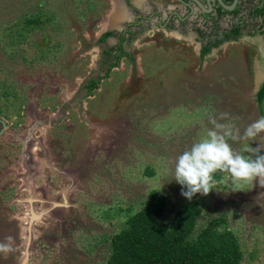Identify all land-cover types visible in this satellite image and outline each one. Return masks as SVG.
I'll use <instances>...</instances> for the list:
<instances>
[{
    "label": "rangeland",
    "instance_id": "1",
    "mask_svg": "<svg viewBox=\"0 0 264 264\" xmlns=\"http://www.w3.org/2000/svg\"><path fill=\"white\" fill-rule=\"evenodd\" d=\"M106 7L105 0H0V118L8 126L0 135V241H14L13 252L0 253V264H20L25 256L30 200L44 218L30 228L26 264H106L110 237L151 191L167 200L165 222L190 201L174 179V163L205 137L211 118L242 134L260 117L261 37L223 44L195 63L190 47H177L197 36L188 25L182 37L174 28L152 47L134 40L136 67L121 61L117 82L108 81L116 78L109 72L101 91L83 98L81 83L102 71L96 38L112 19L104 18ZM114 20L117 27L123 22ZM191 76L207 84L194 92L180 81ZM35 120L47 126L33 132L37 142L25 160L19 141ZM258 141L229 143L248 156L245 148ZM32 157L40 169L29 164ZM219 173L215 188L191 199L202 208L192 237L222 218L239 241L241 264H264V187Z\"/></svg>",
    "mask_w": 264,
    "mask_h": 264
},
{
    "label": "flooded vegetation",
    "instance_id": "2",
    "mask_svg": "<svg viewBox=\"0 0 264 264\" xmlns=\"http://www.w3.org/2000/svg\"><path fill=\"white\" fill-rule=\"evenodd\" d=\"M105 2L107 3V7L103 9V12H106L103 16L104 18L110 16L112 19L108 22L107 28H104L96 38V46L99 54L98 63L100 64H98V68L102 67V65L103 67L101 69L102 71H100L101 73L96 78L92 79L91 77V79H87L81 83L87 93V95L85 93L83 98L92 96L95 90L98 92L101 91L102 82L108 79L109 72H115L116 78L110 76L108 81L114 79L116 81H113V84L117 82L119 80H117V76L120 72L121 61L125 60L128 64H133L132 69L135 68L136 57L133 55L136 52V46L152 47V43L156 44L155 42L160 41L161 38L168 40L167 35L174 28L176 32L178 27L179 32L175 33L177 37L178 35L182 37L185 34L186 30L184 27L187 25L197 34L196 38H192L190 43L188 40L181 39L185 44H178L179 46H177L178 48L184 49L190 47L193 61H197L195 63L203 60L212 50L219 49L223 44L236 43L243 37H252L255 35L261 37L263 48H261L260 53H264V0H105ZM257 10L262 11V13L256 14ZM100 18L97 16L95 24L99 22ZM116 18L123 21L118 27L116 20H114ZM233 27H238L241 35L238 38L225 39ZM106 34L108 36H105ZM110 38L112 40L111 42L109 41ZM134 40L136 46L131 45ZM218 41L221 42L215 45ZM253 46V48H257V45ZM159 48H162V46L159 45ZM205 49L207 51L203 54ZM226 67H229V65L227 64ZM219 79L223 80L224 77H220ZM207 81L208 79L203 80L202 78L201 82L200 79L194 80V92L196 83H198L199 89L200 84H207ZM263 85L264 81L255 93L256 99L257 93ZM190 89L192 90V88ZM66 115H68L66 108H61V114L59 116H63L64 119ZM0 121H3V125L0 123L1 135L8 129V126H6L4 120L1 118ZM35 122H37L36 128L40 125L47 126L45 121H43L44 124L39 123L37 120ZM32 124L34 122L30 126ZM24 137L25 141H19L21 154L24 152V145L27 146L28 153L31 142H34V144L37 142L35 137L27 131ZM31 146L33 150L36 148L33 145ZM24 158L27 160L28 156ZM23 173L21 172L20 175ZM25 215L28 216L31 214L28 213L27 215L26 213ZM27 219L29 220V218ZM27 234L25 233L24 235L28 237Z\"/></svg>",
    "mask_w": 264,
    "mask_h": 264
},
{
    "label": "trees",
    "instance_id": "3",
    "mask_svg": "<svg viewBox=\"0 0 264 264\" xmlns=\"http://www.w3.org/2000/svg\"><path fill=\"white\" fill-rule=\"evenodd\" d=\"M261 13L260 10L256 11V14ZM239 35V28L233 27L225 39L238 38ZM206 51L205 49L203 54ZM263 100L264 85L257 93L256 99L261 116H264ZM151 173L148 171L147 175H152ZM220 179V173H215L216 183ZM166 208V198L156 191H151L142 207L136 213L128 215L124 227L110 237L106 264L242 263L243 252L239 241L226 227L224 219L210 220L192 237L202 213L198 200H190L178 206L169 222L164 221Z\"/></svg>",
    "mask_w": 264,
    "mask_h": 264
},
{
    "label": "clouds",
    "instance_id": "4",
    "mask_svg": "<svg viewBox=\"0 0 264 264\" xmlns=\"http://www.w3.org/2000/svg\"><path fill=\"white\" fill-rule=\"evenodd\" d=\"M223 114L220 119H225ZM212 127L190 149L179 155L174 163V179L182 187L181 195L191 200L197 193L207 195L215 188L214 174L227 173L233 183L253 182L264 187V116L250 123L241 134V130L232 123H220L211 118ZM258 146L245 148L250 155L245 156L235 151L229 140L257 141ZM186 188V191L183 190ZM13 238L6 237L0 241V253L14 251Z\"/></svg>",
    "mask_w": 264,
    "mask_h": 264
},
{
    "label": "water",
    "instance_id": "5",
    "mask_svg": "<svg viewBox=\"0 0 264 264\" xmlns=\"http://www.w3.org/2000/svg\"><path fill=\"white\" fill-rule=\"evenodd\" d=\"M233 7V6H232ZM231 8V7H230ZM0 123L3 125V121H0ZM36 123L37 122H34V124H32L30 127H28V133L30 134V135H32V132L35 130V126H36ZM45 124H47V123H45ZM4 127V126H3ZM6 127V126H5ZM25 141V140H24ZM24 144H25V142H23ZM27 151H28V148H27V146L26 145H24V152H23V154H24V156H27ZM28 203L30 204H32V202H31V200L30 201H28ZM30 214H32V218L31 219H29L28 220V223H27V229H28V237H26V244H25V249H24V258H23V260H22V262L20 263V264H26L27 263V261H28V256H29V253H30V251H29V246H30V242H31V235H30V228H31V226H32V224L36 221V220H42L44 217L41 215V214H36V213H34L33 211H32V209H31V207H30ZM40 215V216H39ZM29 216V215H28ZM28 216H27V218H28Z\"/></svg>",
    "mask_w": 264,
    "mask_h": 264
},
{
    "label": "crops",
    "instance_id": "6",
    "mask_svg": "<svg viewBox=\"0 0 264 264\" xmlns=\"http://www.w3.org/2000/svg\"><path fill=\"white\" fill-rule=\"evenodd\" d=\"M98 61H99V54H98ZM98 61H97V63H98ZM183 69V68H182ZM194 70V69H193ZM197 78L198 77H182V79L180 80V81H183L185 84H188V86L189 87H191L192 89L194 88V85H195V83L193 82L194 80L196 81L197 80ZM199 89H198V83H196V88H195V92L196 91H198ZM36 155V154H35ZM36 159V160H35ZM35 159H33V157H32V161L30 162V163H34V161H36L37 163H39L40 162V160H38L37 158H35ZM49 161V160H48ZM29 163V164H30ZM43 164V163H42ZM38 167H39V169H40V167H42V166H40V164H38ZM30 168V166L28 167V169ZM27 169V171H29Z\"/></svg>",
    "mask_w": 264,
    "mask_h": 264
},
{
    "label": "bare ground",
    "instance_id": "7",
    "mask_svg": "<svg viewBox=\"0 0 264 264\" xmlns=\"http://www.w3.org/2000/svg\"><path fill=\"white\" fill-rule=\"evenodd\" d=\"M42 144V143H41ZM32 147V146H31ZM33 148V147H32ZM29 156H30V154H29ZM31 162V159L29 160V163ZM28 167H29V165H27V169H28ZM30 207H32V204L30 203ZM56 207V206H55ZM32 209V208H31ZM52 209V208H51ZM32 211H33V209H32ZM53 211V210H52ZM34 212V211H33ZM28 218L29 219H31L32 218V214L31 215H29L28 216ZM27 236H28V234H27ZM29 251H30V248H29Z\"/></svg>",
    "mask_w": 264,
    "mask_h": 264
}]
</instances>
